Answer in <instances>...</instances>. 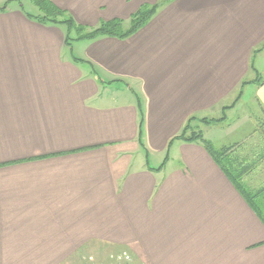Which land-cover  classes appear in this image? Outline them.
Returning a JSON list of instances; mask_svg holds the SVG:
<instances>
[{
    "label": "crops",
    "instance_id": "1",
    "mask_svg": "<svg viewBox=\"0 0 264 264\" xmlns=\"http://www.w3.org/2000/svg\"><path fill=\"white\" fill-rule=\"evenodd\" d=\"M50 1L94 27L159 0ZM5 2L0 264H264L263 221L202 141L177 137L211 120L193 129L264 186V0H165L124 39L69 45ZM246 91L254 111L234 119Z\"/></svg>",
    "mask_w": 264,
    "mask_h": 264
},
{
    "label": "trees",
    "instance_id": "2",
    "mask_svg": "<svg viewBox=\"0 0 264 264\" xmlns=\"http://www.w3.org/2000/svg\"><path fill=\"white\" fill-rule=\"evenodd\" d=\"M31 1L36 6H38L41 13L38 15H27L31 18H34L39 23L63 26L65 35L64 40L65 43L69 45L73 40H91L101 36H110L124 39L139 30L165 0H159L156 4L153 5H141L134 13L130 15L127 27L124 26L125 20L120 18L101 20L97 24V26L89 27L87 25L76 22V20L68 11L58 8L50 0ZM7 2H5L3 6H0V11H3L5 9V5ZM72 32H74L75 35H72ZM74 58L76 61H81L80 58L73 57V59ZM192 120L193 118H190L187 121L183 130L177 137L185 141H202V143L205 145V147L221 167V169L230 178L239 192L244 196L247 203L251 206V208L256 212V214L264 223V186L257 190H250L243 185L241 177L242 173L244 172L242 170H239L237 166L235 164L233 165V163L231 162V157L228 154L229 147L215 149L209 142L202 138L200 132L188 131L187 134L189 123ZM203 120L206 122H211V120H206L204 118ZM101 263L105 264V262Z\"/></svg>",
    "mask_w": 264,
    "mask_h": 264
},
{
    "label": "rangeland",
    "instance_id": "3",
    "mask_svg": "<svg viewBox=\"0 0 264 264\" xmlns=\"http://www.w3.org/2000/svg\"><path fill=\"white\" fill-rule=\"evenodd\" d=\"M34 4V3H33ZM30 0H23V2L21 3V7L22 9L27 12V13H30V14H34V15H38L41 13V11L39 10L38 6H35L33 5ZM128 23H125L124 26L127 27ZM72 35H75L74 32H72ZM84 42V41H82ZM75 48H74V51H78L79 50V46L83 43H77V42H73ZM245 99L248 101V103H243L239 109H237L234 113H230L234 116V119L236 117H240V118H243L244 116H246L247 114H242L243 112V109H247L249 106L251 108L252 111H254V108H255V105L254 104H251V99H250V96H249V91H246L245 95H244ZM197 121L198 122H202V123H206V121H204L203 119H195V120H192L190 121L189 123V127H188V130H187V134H188V131H195V132H198L196 130H199L197 129L198 126H200V124L197 125ZM202 126V125H201ZM196 130H194V129ZM150 161V164L152 165H156V164H160V161H161V158L160 157H156V156H152L151 159L149 160ZM111 252H114V251H110L109 253ZM85 254H89L87 256V261H86V264H102L101 262H105L104 260L100 261V260H96L95 257H96V254L93 253L92 250H88L85 252ZM89 257V258H88ZM98 257H100L98 255ZM89 259V260H88ZM100 259V258H99ZM102 259V258H101ZM137 263H140V262H136L133 258V264H137Z\"/></svg>",
    "mask_w": 264,
    "mask_h": 264
},
{
    "label": "built area",
    "instance_id": "4",
    "mask_svg": "<svg viewBox=\"0 0 264 264\" xmlns=\"http://www.w3.org/2000/svg\"><path fill=\"white\" fill-rule=\"evenodd\" d=\"M105 264H133V257L126 252H111L106 256Z\"/></svg>",
    "mask_w": 264,
    "mask_h": 264
}]
</instances>
